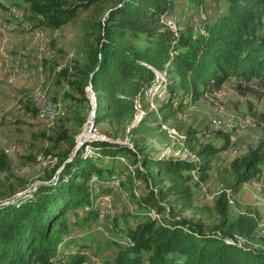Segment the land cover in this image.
<instances>
[{"label": "trees", "instance_id": "obj_1", "mask_svg": "<svg viewBox=\"0 0 264 264\" xmlns=\"http://www.w3.org/2000/svg\"><path fill=\"white\" fill-rule=\"evenodd\" d=\"M26 1L46 24L60 26L99 0ZM62 2L73 4L67 7ZM170 8L171 0H120L102 23L95 60L85 73L96 95L95 125L108 123L113 136L127 135L133 148L106 139L88 144L105 156H142L143 165L149 168V192L144 198L148 204H155L157 197L172 196L182 211L222 218L216 226L221 234L206 232L201 221H149L131 230V244L112 264H264V250L241 245L234 239L237 234L230 238L222 232L228 229L230 235L234 231L250 235L255 228L252 207L240 211L231 222L228 208L232 196L241 206L237 195L245 183L258 180L264 186V139L248 155L234 158L219 171L230 192L222 191L211 207L195 204L190 176L184 172L206 173L212 167L216 149L200 145L196 130L177 126L184 132L181 141L186 150L197 159L143 155L150 140L172 143L168 125L178 115L176 84L194 101L208 91L221 90L231 78L237 80L243 95L264 96V0H229L227 13L206 28L207 35L196 39L171 36L163 19ZM168 62L173 77L179 78L178 83L173 78L169 84L170 98L157 110L143 107L146 89ZM252 116L264 129V112L255 110ZM66 138L70 137L63 131L57 141ZM75 146L73 136L58 155L48 183L40 184L31 196L0 205V264H85L82 254L68 262L51 260L58 257L57 246L69 231V213L83 207L86 216L92 215L89 182L95 172L102 171L84 147L73 155Z\"/></svg>", "mask_w": 264, "mask_h": 264}, {"label": "rangeland", "instance_id": "obj_2", "mask_svg": "<svg viewBox=\"0 0 264 264\" xmlns=\"http://www.w3.org/2000/svg\"><path fill=\"white\" fill-rule=\"evenodd\" d=\"M5 1H0L3 22L0 25V205L31 196L40 184L48 183L46 180L58 155L68 148L73 136L76 145L81 138H89L84 151L102 168L89 182L92 215L86 216L83 207L69 213V231L57 246L58 257H53L52 262H68L76 254H82L85 264H112L131 244V230L149 221L157 224L180 219H187L189 223L201 221L206 232L221 234L216 226L222 224V218L182 211L181 204L172 196L157 197L155 204H148L144 198L149 192V168L143 165L142 156H105L88 144L106 139L133 148L127 135L120 133L115 138L108 123L95 125L93 132L87 124L94 101L85 73L95 60L103 33L102 23L120 0H99L60 26L46 24L44 17H39L41 14L26 0ZM62 3L67 7L73 4ZM228 7L229 0H171V8L163 17L164 26L173 37L196 39L207 35L206 28L226 14ZM176 43L174 40L173 44ZM157 74L160 76L146 89L142 102L143 107L149 106L151 110H157L170 98L172 79L179 81L177 76L173 77L170 62ZM237 84L231 78L221 90L208 91L196 101L176 84L174 106L178 115L168 125L172 143L150 140L144 150L143 155L151 157L197 159L186 150L181 141L184 132L177 126L196 130L200 145L210 144L216 149L212 167L206 173L184 171L190 176L189 185L198 206L211 207L222 191L230 192L219 171L229 167L234 158L248 155L264 139L263 126L252 116V111L264 112V96L243 95ZM30 96L47 97L55 105V118L51 121L42 118L39 104L32 102ZM219 121H223L222 127L217 126ZM63 131L70 138L57 141ZM261 166L264 171V162ZM114 180H119V184L112 186ZM237 199L241 206L234 196L230 200L229 221L252 207L255 228L250 235L239 231L230 235L228 229L222 232L230 238L237 234L234 239L241 245L264 250L262 181L245 183Z\"/></svg>", "mask_w": 264, "mask_h": 264}, {"label": "bare ground", "instance_id": "obj_3", "mask_svg": "<svg viewBox=\"0 0 264 264\" xmlns=\"http://www.w3.org/2000/svg\"><path fill=\"white\" fill-rule=\"evenodd\" d=\"M1 2L5 3V0H0ZM14 9V8H13ZM15 10V9H14ZM0 17H1V10H0ZM39 17H42L41 15H39ZM19 19V18H18ZM16 20V19H15ZM22 20V19H21ZM13 23V22H11ZM21 23V22H20ZM0 24H1V20H0ZM9 24V23H8ZM7 24V25H8ZM15 24V23H14ZM8 27V26H7ZM11 27V26H10ZM19 28V27H18ZM37 94V93H36ZM35 94V95H36ZM30 100L34 103H36L37 105L39 104V113L41 115H51L53 113V118H55V113H56V109H55V105L53 106V103L45 96L42 97H37V96H30ZM39 102V103H38ZM59 111V110H58ZM51 121V120H50ZM224 125L223 121H219L217 123V126L222 127ZM140 166V165H138ZM114 186L115 184H119V180H114L112 181ZM99 186V185H98ZM97 186V187H98ZM95 189V188H94ZM95 191V190H94ZM101 191V190H100ZM107 196V195H106ZM107 199V198H106Z\"/></svg>", "mask_w": 264, "mask_h": 264}, {"label": "water", "instance_id": "obj_4", "mask_svg": "<svg viewBox=\"0 0 264 264\" xmlns=\"http://www.w3.org/2000/svg\"><path fill=\"white\" fill-rule=\"evenodd\" d=\"M88 91H89L90 94H92V100L94 102H93V114H92V117L88 119L87 124L89 126V130L91 132H93L95 130V123H96V113H97L96 106H97V103H96V95H95V92H94V90L92 88V81L89 82ZM88 139L89 138L83 137V138H81L80 141L77 142V145L75 146V150H74V155L78 153L80 148H83L87 144Z\"/></svg>", "mask_w": 264, "mask_h": 264}, {"label": "built area", "instance_id": "obj_5", "mask_svg": "<svg viewBox=\"0 0 264 264\" xmlns=\"http://www.w3.org/2000/svg\"><path fill=\"white\" fill-rule=\"evenodd\" d=\"M42 118H44L46 121H50L53 118V113L51 115H42Z\"/></svg>", "mask_w": 264, "mask_h": 264}, {"label": "crops", "instance_id": "obj_6", "mask_svg": "<svg viewBox=\"0 0 264 264\" xmlns=\"http://www.w3.org/2000/svg\"><path fill=\"white\" fill-rule=\"evenodd\" d=\"M0 20H1V24L0 25H2L3 22H2V18L1 17H0Z\"/></svg>", "mask_w": 264, "mask_h": 264}]
</instances>
